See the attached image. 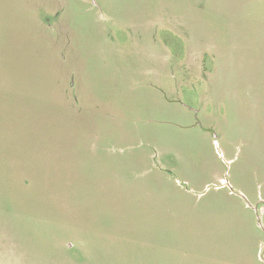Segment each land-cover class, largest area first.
I'll return each instance as SVG.
<instances>
[{"label":"rangeland","instance_id":"rangeland-1","mask_svg":"<svg viewBox=\"0 0 264 264\" xmlns=\"http://www.w3.org/2000/svg\"><path fill=\"white\" fill-rule=\"evenodd\" d=\"M0 264H264V0H0Z\"/></svg>","mask_w":264,"mask_h":264},{"label":"flooded vegetation","instance_id":"flooded-vegetation-1","mask_svg":"<svg viewBox=\"0 0 264 264\" xmlns=\"http://www.w3.org/2000/svg\"><path fill=\"white\" fill-rule=\"evenodd\" d=\"M91 2H93V0H91ZM95 3V2H94Z\"/></svg>","mask_w":264,"mask_h":264}]
</instances>
